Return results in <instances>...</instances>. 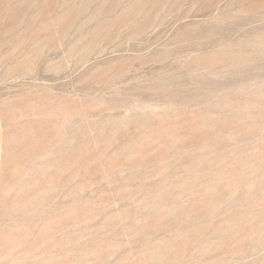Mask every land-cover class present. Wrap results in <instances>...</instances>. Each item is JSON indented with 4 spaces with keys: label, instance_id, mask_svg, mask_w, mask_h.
I'll list each match as a JSON object with an SVG mask.
<instances>
[{
    "label": "rangeland",
    "instance_id": "374dc122",
    "mask_svg": "<svg viewBox=\"0 0 264 264\" xmlns=\"http://www.w3.org/2000/svg\"><path fill=\"white\" fill-rule=\"evenodd\" d=\"M263 17L0 0V264H264Z\"/></svg>",
    "mask_w": 264,
    "mask_h": 264
},
{
    "label": "bare ground",
    "instance_id": "6f19581e",
    "mask_svg": "<svg viewBox=\"0 0 264 264\" xmlns=\"http://www.w3.org/2000/svg\"><path fill=\"white\" fill-rule=\"evenodd\" d=\"M138 1H139V0H138ZM52 2H53V1H52ZM147 2H148V1H147ZM54 4H55V3H54ZM137 4H138V3H137ZM248 5H249V4H248ZM251 5H252V4H251ZM139 9H140V8H139ZM133 10H134V8H133ZM151 12H152V10H151ZM231 12H232V11H231ZM249 14H250V13H249ZM143 15H144V14H143ZM256 15H257V14H256ZM43 18H44V17H43ZM263 18H264V17H263ZM235 21H236V20H235ZM263 28H264V27H263ZM7 29H8V28H7ZM184 29H185V28H184ZM24 30H25V28H24ZM24 30H23V31H24ZM64 31H65V30H64ZM1 32H2V31H1ZM25 32H26V31H25ZM65 32H66V31H65ZM26 33H27V32H26ZM187 33H188V32H187ZM256 34H258V33H256ZM8 35H9V34H8ZM28 35H29V34H28ZM185 35H186V33H185ZM3 36H4V35H3ZM13 37H14V36H13ZM13 37H11V38H13ZM23 37H24V36H23ZM247 37H248V36H247ZM256 38H257V37H256ZM263 38H264V37H263ZM263 38H262V39H263ZM7 39H8V38H7ZM13 39H14V38H13ZM19 39H20V38H19ZM25 39H26V38H25ZM97 39H98V37H97ZM188 39H189V38H188ZM36 40H37V39H36ZM36 40H35V42H36ZM126 40H127V39H126ZM247 40H249V39H247ZM255 40H256V39H255ZM255 40H254V41H255ZM18 41H19V40H18ZM20 41H21V40H20ZM27 41H28V40H27ZM254 41H253V42H254ZM258 41H259V40H258ZM260 41H261V40H260ZM21 42H22V41H21ZM248 42H249V41H248ZM262 42H263V41H262ZM254 43H255V42H254ZM257 43H258V42H257ZM260 43H261V42H260ZM13 44H14V43H13ZM17 44H19V43H17ZM21 44H22V43H21ZM246 44H247V43H246ZM225 45H226V44H225ZM254 45H255V44H252V46H254ZM256 45H257V44H256ZM256 45H255V46H256ZM17 46H18V45H17ZM248 46H249V45H248ZM250 46H251V45H250ZM252 46H251V47H252ZM18 47H19V46H18ZM256 47H257V46H256ZM23 48H24V47H23ZM227 48H228V47H227ZM69 49H70V48H69ZM219 49H220V48H219ZM262 49H263V48H262ZM234 50H235V49H234ZM243 50H244V49H243ZM246 50H248V49H246ZM250 50H251V49H250ZM252 50H253V49H252ZM215 51H216V50H215ZM217 51H218V50H217ZM220 51H221V50H220ZM221 52H222V51H221ZM225 52H226V51H225ZM228 52H229V51H228ZM232 52H233V51H232ZM236 52H237V51H236ZM241 52H242V51H241ZM17 53H18V52H17ZM245 53H246V52H245ZM251 53H252V52H251ZM251 53H249V54H251ZM220 54H221V53H220ZM223 54H224V55H222V56L225 57V53H223ZM227 54H228V53H227ZM227 54H226V55H227ZM240 54H241V53H240ZM261 54H262V53H261ZM14 55H15V54H14ZM216 55H217V53H216ZM231 55H232V54H231ZM236 55H238V54H236ZM253 55H254V54H253ZM253 55H252V56H253ZM257 55H258V54H257ZM218 56H219V55H218ZM228 56H230V55L228 54ZM246 56H247V55H245V57H246ZM262 56H264V55H262ZM230 57H232V56H230ZM233 57H234V56H233ZM233 57H232V58H233ZM235 57H237V56H235ZM0 58H1V57H0ZM215 58H216V57H215ZM221 58H222V57H221ZM221 58H219V59L221 60ZM232 58H231V59H232ZM237 58H238V57H237ZM252 58H253V57H252ZM258 58H259V57H258ZM3 59H4V58H3ZM206 59H207V58H206ZM217 59H218V58H217ZM224 59H225V58H224ZM226 59H227V58H226ZM234 59H235V58H234ZM248 59H250V58H248ZM255 59H256V58H255ZM260 59H261V58H260ZM262 59H263V58H262ZM262 59H261V60H262ZM210 60H211V59H210ZM215 60H216V59H215ZM228 60H229V59H228ZM242 61H243V60H242ZM213 62H214V61H213ZM220 62H222V61H220ZM241 63H242V62H241ZM244 63H246V61H244ZM210 64H211V63H210ZM184 65H185V64H184ZM211 65H212V64H211ZM237 65H238V64H237ZM244 65H246V64H244ZM249 65H250V64H249ZM252 65H253V64H252ZM258 65H259V62H258ZM234 66H236V65H234ZM248 67H249V66H248ZM180 68H181V67H180ZM184 68H185V67H184ZM240 68H241V67H240ZM244 71H245V70H244ZM236 103H237V102H236ZM253 107H254V106H253ZM244 108H245V107H244ZM235 109H236V108H235ZM226 213H227V212H226ZM226 213H225V214H226ZM237 218H238V217H237ZM241 221H242V220H241ZM251 237H252V236H251Z\"/></svg>",
    "mask_w": 264,
    "mask_h": 264
}]
</instances>
